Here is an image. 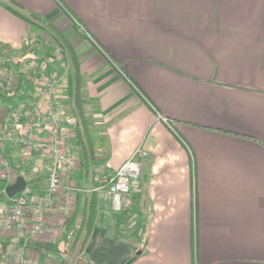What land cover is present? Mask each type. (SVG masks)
<instances>
[{
	"label": "crops",
	"instance_id": "obj_1",
	"mask_svg": "<svg viewBox=\"0 0 264 264\" xmlns=\"http://www.w3.org/2000/svg\"><path fill=\"white\" fill-rule=\"evenodd\" d=\"M17 60L26 73L17 86L29 95L32 61L49 74L68 70L59 94L67 115H77L68 87L79 71L88 127L84 145L74 139L80 161L69 182L89 186L139 146L148 156L132 194L135 233L122 236L117 213L80 191L73 239L0 228V264H23L20 255L40 264H264V0H0V68L17 70ZM11 93H0V106L26 98ZM21 148H0L1 199L14 183L3 159L44 188L33 171L42 156L23 161ZM70 247L73 258L54 256Z\"/></svg>",
	"mask_w": 264,
	"mask_h": 264
},
{
	"label": "built area",
	"instance_id": "obj_2",
	"mask_svg": "<svg viewBox=\"0 0 264 264\" xmlns=\"http://www.w3.org/2000/svg\"><path fill=\"white\" fill-rule=\"evenodd\" d=\"M25 42L34 45L35 38L26 35ZM60 51L61 47L57 46ZM11 55V50L6 49ZM47 63L32 61L27 68L28 77L34 85L30 95L21 90L26 98L8 108L0 106V148L6 140L22 146L20 157L23 161L33 159L34 152L42 158L34 164L33 171L45 177L44 188L39 192L28 184L26 188L0 202V228L7 234L15 230L26 240L50 234L68 233L73 239L75 229L69 224L76 210L78 193H96L104 206L114 213H126V220L120 231L129 235L135 231L139 222V212L132 207V194L142 175L143 161L148 150L139 146L115 171L94 173L87 187L73 184L67 180L68 173L79 169V161L72 148L79 126V117L67 115L59 108V94L68 79V70L49 74ZM0 93L10 94L18 84L15 68H0ZM162 119L169 124L166 117ZM7 125V132L4 127ZM7 170L4 178L17 180L16 171L9 162L2 160ZM34 209V210H33ZM6 260L9 258L5 256ZM16 262L40 264L35 258L25 259L17 256Z\"/></svg>",
	"mask_w": 264,
	"mask_h": 264
},
{
	"label": "trees",
	"instance_id": "obj_3",
	"mask_svg": "<svg viewBox=\"0 0 264 264\" xmlns=\"http://www.w3.org/2000/svg\"><path fill=\"white\" fill-rule=\"evenodd\" d=\"M16 13L20 14L22 17H24V18H26L28 20H31V16H28V15H26L24 13H21L20 11H18ZM15 65L17 67V71H18V75L20 76V79H21V77L25 78L23 75H25L26 73H25L24 68L22 67V60H17L15 62ZM69 76H70V78H69V87H68L69 98L72 100V108L77 112L76 114L79 117V126H78V129H77L78 143L84 145L85 141L83 139L82 133H84V131H85L84 128H87L88 124H87V121H86V115H85V110H84V107H85V104H86L85 103L86 100L84 99V97L82 95L83 82H82V80L79 77V71L78 70L76 71L74 76H72L71 74H69ZM19 82H20V80H19ZM26 82H29V81H26ZM20 90H21L20 87L16 86L14 91L9 96L10 100L13 97L17 96V94H20V92H21ZM21 97H23V96H21ZM82 125H83V129L81 128ZM80 164H81L80 170L82 171L83 174H86L88 172V169H89L88 167L89 166L87 164H85L83 160H82V162ZM95 173H97V172H95ZM28 184L32 187V189H36L37 188V183L36 182L28 181ZM73 184H77V182H75ZM77 185H79V184H77ZM95 205H96V199L95 200L93 199V210L91 211V215H93L95 213V210H94L95 209L94 208ZM134 209H136V208H134ZM116 219L119 222L123 223L126 220V213L117 214L116 215ZM91 221H92V219H91ZM91 221L89 220V223ZM139 221H140V218H139ZM138 226H139V224H138ZM138 226H137V228H138ZM137 228L135 229V231L137 230ZM36 245H38L39 248H46L48 250H59V248L55 244H49V243L39 244V243H36ZM73 248L74 247H70V249L64 251V254L67 253V252H71ZM63 262H65V260ZM63 264H66V263H63Z\"/></svg>",
	"mask_w": 264,
	"mask_h": 264
},
{
	"label": "water",
	"instance_id": "obj_4",
	"mask_svg": "<svg viewBox=\"0 0 264 264\" xmlns=\"http://www.w3.org/2000/svg\"><path fill=\"white\" fill-rule=\"evenodd\" d=\"M27 186V181L23 176H19L17 180L6 187V194L8 197H14L21 193Z\"/></svg>",
	"mask_w": 264,
	"mask_h": 264
},
{
	"label": "rangeland",
	"instance_id": "obj_5",
	"mask_svg": "<svg viewBox=\"0 0 264 264\" xmlns=\"http://www.w3.org/2000/svg\"><path fill=\"white\" fill-rule=\"evenodd\" d=\"M15 105H16V104H15ZM42 184H43V183L37 184V186H42ZM77 197H78V196H77ZM2 201H3V199L0 198V202H2ZM76 203H77V199H76ZM133 233H135V231H134ZM133 233H131V234H129V235H123V234H122V236H125V237H126V236H130V235H132ZM79 248H80V247H79ZM75 254H76V255L78 254V253L76 252V250H72L71 252H67V253H65V255H61V253H58V255H54V256H55V257H58V258L61 259V260H63V259H62L63 256H66V260H69L70 258H73V256H74ZM57 261H58V260H57Z\"/></svg>",
	"mask_w": 264,
	"mask_h": 264
}]
</instances>
